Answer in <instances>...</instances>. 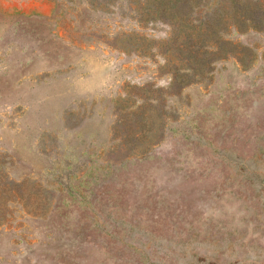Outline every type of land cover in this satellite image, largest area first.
Masks as SVG:
<instances>
[{
	"label": "rangeland",
	"instance_id": "374dc122",
	"mask_svg": "<svg viewBox=\"0 0 264 264\" xmlns=\"http://www.w3.org/2000/svg\"><path fill=\"white\" fill-rule=\"evenodd\" d=\"M152 1L0 0V264H264V0H193L189 85Z\"/></svg>",
	"mask_w": 264,
	"mask_h": 264
},
{
	"label": "trees",
	"instance_id": "16d2710c",
	"mask_svg": "<svg viewBox=\"0 0 264 264\" xmlns=\"http://www.w3.org/2000/svg\"><path fill=\"white\" fill-rule=\"evenodd\" d=\"M151 5L155 7L152 12L160 13L178 29V34L175 40L172 41L173 43L177 42L176 48H179L178 53L187 52L186 56L179 55L176 61L169 54L165 56L166 67L171 72L170 78L172 82L179 85H189L193 82L202 81L206 77V72L210 69L213 58L205 59L204 56L200 55V52L208 55L209 50L204 49V43L200 42L204 41L206 37L202 33H199V30L201 29V25L204 24L206 25V31L216 32L221 26V16L218 15L207 21H200L199 25H194L192 19L187 16V13L193 6V0H154ZM151 17L154 18L155 15L152 14ZM195 29L197 31H194ZM164 45H167V43ZM196 45H199L197 52H195ZM58 46L59 48H63L53 38L48 39V41L43 40L39 45V54L50 60V57L60 54L59 52L54 53V49H59ZM169 49L171 50V48ZM216 53L214 52L212 55ZM239 60L240 62L243 61V59Z\"/></svg>",
	"mask_w": 264,
	"mask_h": 264
}]
</instances>
